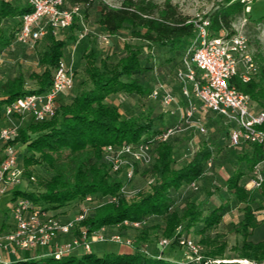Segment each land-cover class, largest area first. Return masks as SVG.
<instances>
[{
    "label": "trees",
    "instance_id": "obj_1",
    "mask_svg": "<svg viewBox=\"0 0 264 264\" xmlns=\"http://www.w3.org/2000/svg\"><path fill=\"white\" fill-rule=\"evenodd\" d=\"M19 1L23 3L20 4ZM246 6L248 4L245 0L223 1L222 6L209 16L212 31L219 33L226 30L228 34L234 33L231 24L236 15L242 14ZM30 10L31 7L23 0L12 2L0 0V24L6 18L19 19L23 13ZM99 16V23L105 32L116 34L127 26L132 29L134 36L163 48L169 47L170 53L174 51L185 54L195 36L194 22L171 1L159 4L153 0H124L117 7L103 3ZM259 21H264V15L259 17ZM18 24L19 20L9 33H5L0 27V49L14 41ZM80 28L81 23L76 17L68 28L67 37L58 39L48 35L50 44L39 59L44 70L31 75L36 79L37 86L27 89L22 74L9 78L0 88V93L5 96L0 100V111L7 101L26 93L43 92L49 88L53 71L66 53L67 38L78 37ZM126 48V55L114 65H110L106 58L97 63L95 52L88 49L84 53L85 71L92 86L76 95L69 103L59 98L57 113L52 119L31 120L22 127L17 140L26 146L24 156L26 176L32 175L31 166L34 170L44 169L47 174L38 177L37 186L18 189L16 194L27 196L35 203L53 210L66 209L71 204L82 202L88 195H93L101 201L116 195L117 201L107 200L99 203L94 212L83 221V225L90 231L103 225L110 227L119 225V229H122L128 227L123 225L125 220H147L139 235L142 244L137 245L131 252L110 251L100 255L93 249L81 257L67 255L61 260L50 259L46 264H213V260L225 258L228 242L225 233L212 234L211 230L221 223L229 203L213 206L207 213L202 203L192 200H189L182 210L174 206L175 194L184 185L203 179L206 168L213 159V150L208 144L203 143L187 163L177 167L174 145L170 138L156 141L155 162L146 172L147 179L153 177L154 182L131 197L120 192L123 180L112 172L110 164L105 160L106 145L149 139L167 129L155 127V121L161 119V115L125 117L116 105L107 101L111 94L120 92L140 95L151 93L138 77L143 73L140 52L129 45ZM261 71L260 80L252 78L244 81L239 76H234L231 83L250 97L259 101L264 100V66ZM262 127L264 128V125ZM246 144L249 145V149L239 155L243 166L229 175L225 189L234 196L236 205H242V218L232 224V230L242 236L237 258L262 264L264 239L254 241L251 238L261 224L252 205L258 196L254 188H246L247 179L243 183L241 180L247 171H254L256 166L264 161V155L260 145ZM31 182L33 181H30V185ZM258 187L264 202V180ZM151 217H160L163 224L149 225L148 220ZM161 226L164 237H172L179 227L178 236L189 235L195 230L200 235L199 242L207 248L200 261L181 263L164 256L157 257L156 253H145L142 246L154 239L152 230H158L162 228ZM177 245L175 239L171 246ZM13 264L37 263L28 260ZM219 264L234 262L220 261Z\"/></svg>",
    "mask_w": 264,
    "mask_h": 264
},
{
    "label": "built area",
    "instance_id": "obj_2",
    "mask_svg": "<svg viewBox=\"0 0 264 264\" xmlns=\"http://www.w3.org/2000/svg\"><path fill=\"white\" fill-rule=\"evenodd\" d=\"M23 1L31 10L19 18L14 36V41L18 44L34 50L36 44L48 35L59 38L61 32L68 29L76 17L81 23L78 39L86 37L90 32L83 18L82 2L68 5V0ZM193 22L195 36L176 71L180 92L187 104L184 123L195 126L204 133L206 128L196 119L195 114L200 111L219 114L229 124L228 132L232 146L241 143L258 144L264 155V109H256L250 95L238 90L231 83L234 76L249 81L257 71L249 50L248 37L236 31L228 34L226 30L214 34L209 17ZM98 35L105 43H109L112 36L107 32ZM1 62L0 59V64ZM71 65L61 59L53 71L52 82L47 90L26 93L7 101L0 111V199L10 197L7 201L9 207L3 213L0 223V264L30 261V257L21 256V251L38 247L47 249L46 252L39 253L41 258L50 257L55 260L71 255L75 250L91 252L93 245L99 242H115L127 246L131 251L136 248L134 239L120 232H110L111 227L108 225L92 231L83 225V221L94 212L99 203L107 200L117 201L116 195L106 197L102 201L88 195L74 212L58 209V214H52L50 209L35 203L29 197L16 194L23 182L35 180L33 174L26 176V165L21 151L25 144L17 140L23 124L28 117L34 121H46L56 115L60 96L74 87L75 76ZM4 97L0 93V100ZM150 97L159 99L162 105L167 107L175 106L178 102L169 86L160 79L156 81ZM194 99L199 102L196 103ZM180 129L182 127L176 125L149 139L106 145L105 160L110 164L112 172L123 180L121 193L131 197L142 189L134 187L133 184L138 165L151 166L156 158V141H165ZM263 180L262 176L257 174L246 187H258ZM152 182L154 178L149 177L147 185ZM197 183L198 181H192L188 186L198 189ZM146 223L147 220H125L123 225L142 228ZM179 232L180 227L172 237H162L155 255L163 257V251L177 239L178 245L188 250L185 263L200 260V244L189 235L178 236ZM150 249L148 244L142 246L145 253L150 254Z\"/></svg>",
    "mask_w": 264,
    "mask_h": 264
},
{
    "label": "rangeland",
    "instance_id": "obj_3",
    "mask_svg": "<svg viewBox=\"0 0 264 264\" xmlns=\"http://www.w3.org/2000/svg\"><path fill=\"white\" fill-rule=\"evenodd\" d=\"M124 0H90V2H82V12L85 23L88 25L90 32L82 38L73 36V38H67L68 44L66 46V53H64L62 60L67 65H71L74 71L75 83L74 87L65 94L61 101L69 103L76 95H79L86 89L92 86L90 78L85 71L86 58L84 53L88 49H92L96 54V62L100 63L102 59H107L110 65L116 64L121 57L126 55L129 45L134 50L140 52L141 65L143 66V73L138 77L149 88V92H152L156 85L157 80H163V82L169 86L174 95L177 98V105L164 106L159 99H154L148 95L129 94L126 92H120L111 94L107 101L110 104L116 105L121 113L125 116H158L161 115V119L155 121V127L157 129H164L180 125L182 129L178 130L170 137L171 143L174 145V157L176 159L175 165L181 166L187 163L199 149V147L206 143L213 150V159L206 168V173L202 180L198 181V189H192L188 185H184L175 194L174 206L178 210H182L189 200L202 203L205 208V212H209L213 206L220 203L227 202L229 207L225 211L221 223L211 233L215 232L225 233V239L228 242L224 259H215L213 264H219L223 262H234V264H259L247 259H240L238 257L239 246L241 245L242 236L232 230V224L239 221L243 212L241 210L242 205H236L234 196L225 189L226 180L232 172L243 166V163L239 160V155L249 149V145L241 143L237 146L230 144L229 132L227 131L228 125L226 119L209 112H197L195 114L196 119L200 120V123L206 128V132H200L195 126H188L184 123V113L186 111L187 104L182 99V95L178 88L177 68L181 65L184 54L171 52L169 47L163 48L148 42L142 38L134 36L132 29L125 26L119 30L116 34H112L110 42L105 43L98 34L105 32L99 23V13L103 3H108L111 6H120ZM159 4H163L166 1H171L176 4L179 10L190 17L191 21L199 20L201 18L209 17L218 7L222 6L225 0H153ZM244 1V0H242ZM248 6L241 15H236L231 26L236 32L244 33L249 40V50L254 58L257 66V71L253 75V79L260 80L262 77V67L264 66V21H259V17L264 15V0H245ZM22 4V1H19ZM73 0H68L67 4H73ZM18 18H6L1 21L0 27L5 33H9L14 29V26L18 23ZM230 29V28H229ZM231 30V29H230ZM214 34L218 32L213 31ZM69 35V31L67 32ZM50 39H45L36 44L34 50L30 49L26 45H21L12 41L9 46L0 49V88L9 79L22 74L25 77V86L27 89H32L37 86V81L31 75L33 73H41L44 70V66L40 63L39 59L42 53L50 44ZM72 53V61H71ZM196 103L199 101L194 99ZM261 101V102H260ZM256 100L251 97V102L256 109H264V100ZM174 109V111H172ZM31 118H27L23 124L25 127L31 122ZM1 123V121H0ZM21 142L20 140H18ZM23 156L26 154V146L21 148ZM152 166V165H151ZM151 166L138 165V173L133 180L134 187H147V170ZM32 174L35 176V180L31 182H23L20 186V190L26 189V187L37 186L38 177L44 175V169L38 168L34 170L31 166ZM43 173V174H42ZM47 174V173H46ZM262 176L264 179V161L258 164L254 171H247L246 175L242 178L241 183L244 180L254 179L256 175ZM252 184L250 183L249 186ZM258 188H254L258 199L253 201L252 205L256 211L258 219L261 220V224L255 229L251 238L254 241L264 239V202L261 194L258 192ZM9 196H5L0 199V223L3 218V213L9 207L7 201ZM71 204V203H70ZM82 205L81 202L77 204L69 205L67 212H74L76 208ZM50 213L58 214L60 211L50 209ZM149 225L162 223L160 217H151L148 220ZM162 227V226H161ZM162 228L158 230H152V237L154 239L151 242H147L151 247L152 253L156 252L159 240L164 237L162 235ZM110 232H120L125 236L131 237L135 241V246L141 245L139 235L141 228L136 229L133 227H124L119 229L118 226H112ZM197 243L200 244L201 258L206 251V246L199 242L200 235L192 230L189 234ZM124 247V248H123ZM93 249L98 254H104L110 251H126L129 250L127 246H121L115 242H99L93 245ZM46 247L33 248L27 251H21V256H28L31 260L37 264H46L50 257L41 258L40 252H46ZM84 254L82 250H75L71 255L75 257H81ZM188 254L187 248L177 245L170 246L165 249L162 255L170 260H176L178 262H187L185 259ZM200 258V259H201ZM200 260H194L191 262H199ZM264 264V263H262Z\"/></svg>",
    "mask_w": 264,
    "mask_h": 264
},
{
    "label": "crops",
    "instance_id": "obj_4",
    "mask_svg": "<svg viewBox=\"0 0 264 264\" xmlns=\"http://www.w3.org/2000/svg\"><path fill=\"white\" fill-rule=\"evenodd\" d=\"M15 1V0H14ZM67 32H68V29H66V30H63L62 32H61V36L59 37V38H65V37H67L68 36V34H67ZM58 38V39H59ZM45 39H48V36H46V37H44L41 41H43V40H45ZM40 41V42H41ZM31 49V48H30ZM33 50V49H32ZM73 59L71 58V61H72ZM178 84V88H179V91H180V86H179V83H177ZM181 93V92H180ZM65 94L66 93H63L61 96H60V99L62 100V98L65 96ZM182 95V94H181ZM4 96V95H3ZM182 99L184 100V102H186V99H185V97H183L182 96ZM178 103V102H177ZM209 113H211V114H214V115H217V116H219V117H222L221 115H219V114H216V113H213V112H210L209 111ZM222 118H224V117H222ZM225 119V118H224ZM227 123V122H226ZM229 126V125H228ZM227 131H229V127H228V129H227ZM249 181H247L246 182V184L248 183ZM247 188V187H246ZM248 189V188H247ZM198 203V202H197ZM254 234V233H253ZM124 248V247H123ZM122 252H131V250H126V251H123L122 250Z\"/></svg>",
    "mask_w": 264,
    "mask_h": 264
}]
</instances>
